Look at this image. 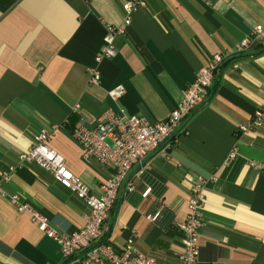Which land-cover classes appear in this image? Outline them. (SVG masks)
I'll use <instances>...</instances> for the list:
<instances>
[{
    "label": "crops",
    "instance_id": "0c3cea01",
    "mask_svg": "<svg viewBox=\"0 0 264 264\" xmlns=\"http://www.w3.org/2000/svg\"><path fill=\"white\" fill-rule=\"evenodd\" d=\"M143 1L115 36L116 54L97 60L106 27L122 25V0H0V264H80L81 253L64 260L29 212L10 201L16 194L67 233L84 224L89 208L74 192L35 162L18 166L34 135L48 132L49 145L97 195L113 169L81 155L73 128L94 127L107 108L163 121L197 70L226 52L206 103L145 168H132L133 190L119 189L101 241L119 250L132 238L158 264H179L177 224L196 173L208 178L197 264H264V118L238 130L264 107V0ZM257 24L260 38L232 53ZM91 68L98 84L89 81ZM117 85L124 92L114 101L108 91ZM233 148L237 157L228 162Z\"/></svg>",
    "mask_w": 264,
    "mask_h": 264
},
{
    "label": "built area",
    "instance_id": "2783aa9c",
    "mask_svg": "<svg viewBox=\"0 0 264 264\" xmlns=\"http://www.w3.org/2000/svg\"><path fill=\"white\" fill-rule=\"evenodd\" d=\"M143 0H122L124 18L122 25L106 27L103 45L96 59L113 57L116 53L114 38L123 32L124 26L131 21L132 11L143 6ZM262 26L255 25L247 36L240 40L232 53L247 50L262 35ZM230 52L214 54L213 58L201 66L191 83L182 91L176 106L169 112L163 121L149 122L143 116L129 114L123 108L113 110L107 108L98 118L94 127H86L80 122L72 130L73 138L81 146L80 153L84 158H93L100 164L109 165L113 169L111 178L100 185V193H91L89 187L66 166L63 157L53 149L48 141L50 134L45 131L34 135L32 144L19 155V165L35 162L45 169L61 185L74 192L89 208L83 215L84 224L71 233L64 232L49 220L27 208L14 194L10 201L19 212H29L32 221L46 236L52 238L58 245L64 260L71 256L80 255V264H158L157 261L140 252L133 244L132 238L125 240L123 246L116 250L108 242L101 241L102 230L107 219L110 207L118 195L119 189L124 186L127 191L133 190L130 179L132 168L137 166L142 170L148 164V159L161 143L171 138L182 128V122L194 111L199 109L208 99V89L212 83L214 70L227 58ZM99 71L90 69L89 81L98 84ZM124 90L117 85L108 91V95L116 101ZM252 119L238 126L239 132H247L262 124L264 107L256 110ZM237 157L236 148H233L227 161ZM14 167H10V170ZM4 179L7 173H3ZM190 194L186 202L187 212L183 221L177 224L182 232V251L178 255L179 264H197L199 255V229L202 226L200 210L204 202V186L208 178L200 174H190L188 177ZM150 187L142 192L145 197ZM159 211L146 216L153 221L158 217Z\"/></svg>",
    "mask_w": 264,
    "mask_h": 264
},
{
    "label": "trees",
    "instance_id": "16d2710c",
    "mask_svg": "<svg viewBox=\"0 0 264 264\" xmlns=\"http://www.w3.org/2000/svg\"><path fill=\"white\" fill-rule=\"evenodd\" d=\"M263 51H264V49H263Z\"/></svg>",
    "mask_w": 264,
    "mask_h": 264
}]
</instances>
